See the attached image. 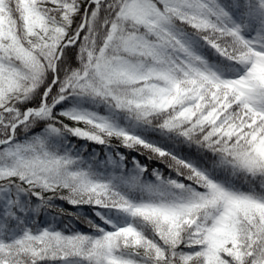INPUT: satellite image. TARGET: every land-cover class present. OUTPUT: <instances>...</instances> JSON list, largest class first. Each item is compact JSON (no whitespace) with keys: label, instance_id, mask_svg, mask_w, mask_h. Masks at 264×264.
Segmentation results:
<instances>
[{"label":"snow or ice","instance_id":"obj_1","mask_svg":"<svg viewBox=\"0 0 264 264\" xmlns=\"http://www.w3.org/2000/svg\"><path fill=\"white\" fill-rule=\"evenodd\" d=\"M0 264H264V0H0Z\"/></svg>","mask_w":264,"mask_h":264},{"label":"trees","instance_id":"obj_2","mask_svg":"<svg viewBox=\"0 0 264 264\" xmlns=\"http://www.w3.org/2000/svg\"><path fill=\"white\" fill-rule=\"evenodd\" d=\"M148 138L151 140H158L159 139L158 136L155 134L149 135ZM72 144L75 145L77 148L81 149L85 158L88 157L89 153L95 152L100 157V159H104L106 153H110V154L114 155L115 151L119 150L120 152L127 155L129 157V160H131L132 156H135L136 159H138L142 164L148 165L149 170H151L152 168H160L163 171L166 168V165L163 161L157 160L154 157L152 159H148V156L150 154L147 153L146 151H144L140 154H138L135 151H130V150L122 147L119 144V142L116 141L115 139L112 141V149H105L104 146L91 144V143H85L82 140H76V139L72 140ZM168 146H171V145L169 144ZM84 149H87V151H84ZM176 150H177L178 154H181V155H187L188 154L187 149H181L179 145L176 146ZM129 167H131V164H129ZM49 195H52V194L51 193L45 194V196H49ZM31 202L33 204H35V202H36L35 198H32ZM55 204L57 206H59L60 208L64 209V212H65V214H63V215H58V218L54 224L55 227H57L60 230H66L67 229V230H71V231H81V232H86V233L93 231L92 229H90L87 226V224L83 220H77L75 218V216L70 215V213H73L76 210L74 208H72V206H70L68 203H66L65 201H62L60 199H56ZM84 211L85 212L88 211L87 207H85ZM53 215H57L55 210H53L52 212H50L48 214L47 219L52 220ZM44 219H45L44 215L41 214V216H40L41 223H43ZM96 222L100 223V221L98 219H96Z\"/></svg>","mask_w":264,"mask_h":264}]
</instances>
